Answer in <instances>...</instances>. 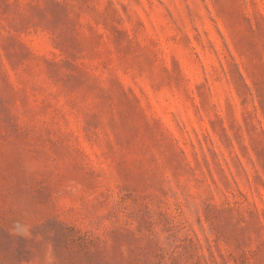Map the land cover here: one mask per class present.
Segmentation results:
<instances>
[{
  "label": "rangeland",
  "instance_id": "374dc122",
  "mask_svg": "<svg viewBox=\"0 0 264 264\" xmlns=\"http://www.w3.org/2000/svg\"><path fill=\"white\" fill-rule=\"evenodd\" d=\"M0 264H264V0H0Z\"/></svg>",
  "mask_w": 264,
  "mask_h": 264
}]
</instances>
